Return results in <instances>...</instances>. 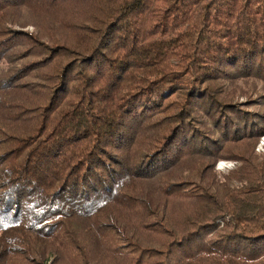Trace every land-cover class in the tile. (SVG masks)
<instances>
[{"label": "trees", "instance_id": "trees-1", "mask_svg": "<svg viewBox=\"0 0 264 264\" xmlns=\"http://www.w3.org/2000/svg\"><path fill=\"white\" fill-rule=\"evenodd\" d=\"M263 134L264 0H0V264H264Z\"/></svg>", "mask_w": 264, "mask_h": 264}, {"label": "rangeland", "instance_id": "rangeland-1", "mask_svg": "<svg viewBox=\"0 0 264 264\" xmlns=\"http://www.w3.org/2000/svg\"><path fill=\"white\" fill-rule=\"evenodd\" d=\"M79 15L78 12H76V16ZM62 22H64L65 20H63L64 18H61ZM69 19V18H68ZM70 21V20H68ZM18 29L21 30H29L32 31V26H25V27H20V26H15ZM239 101H243L244 98L243 97H238ZM263 141V144L262 142ZM255 151L257 153H264V134L259 137L258 142L255 146ZM238 161L237 160H233V159H225V158H220L215 162V170L217 171L218 175L227 173L229 170L235 168L238 165Z\"/></svg>", "mask_w": 264, "mask_h": 264}, {"label": "built area", "instance_id": "built-area-1", "mask_svg": "<svg viewBox=\"0 0 264 264\" xmlns=\"http://www.w3.org/2000/svg\"><path fill=\"white\" fill-rule=\"evenodd\" d=\"M262 142V144H263V141H261Z\"/></svg>", "mask_w": 264, "mask_h": 264}]
</instances>
